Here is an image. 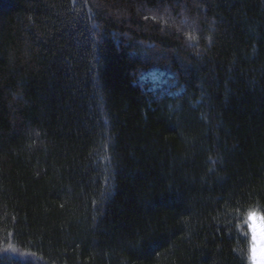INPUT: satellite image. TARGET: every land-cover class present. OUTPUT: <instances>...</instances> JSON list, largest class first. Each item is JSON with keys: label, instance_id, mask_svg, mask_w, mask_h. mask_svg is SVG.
<instances>
[{"label": "trees", "instance_id": "1", "mask_svg": "<svg viewBox=\"0 0 264 264\" xmlns=\"http://www.w3.org/2000/svg\"><path fill=\"white\" fill-rule=\"evenodd\" d=\"M264 217V0H0V264H250Z\"/></svg>", "mask_w": 264, "mask_h": 264}, {"label": "rangeland", "instance_id": "2", "mask_svg": "<svg viewBox=\"0 0 264 264\" xmlns=\"http://www.w3.org/2000/svg\"><path fill=\"white\" fill-rule=\"evenodd\" d=\"M251 217V218H250ZM253 224H255V238L253 234ZM246 228L250 237V264H252L253 249L255 247L257 259L260 264H264V217L257 212L250 213L246 220Z\"/></svg>", "mask_w": 264, "mask_h": 264}, {"label": "clouds", "instance_id": "3", "mask_svg": "<svg viewBox=\"0 0 264 264\" xmlns=\"http://www.w3.org/2000/svg\"><path fill=\"white\" fill-rule=\"evenodd\" d=\"M255 226V224H253ZM252 264H260V261L257 259L255 247L253 249V255H252Z\"/></svg>", "mask_w": 264, "mask_h": 264}, {"label": "snow or ice", "instance_id": "4", "mask_svg": "<svg viewBox=\"0 0 264 264\" xmlns=\"http://www.w3.org/2000/svg\"><path fill=\"white\" fill-rule=\"evenodd\" d=\"M251 218V217H250ZM255 231H256V228L255 226H253V234H254V238H255Z\"/></svg>", "mask_w": 264, "mask_h": 264}]
</instances>
